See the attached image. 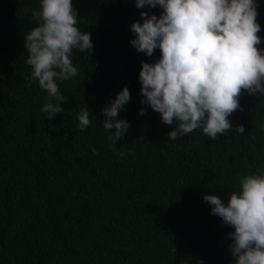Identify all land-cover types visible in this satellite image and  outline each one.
I'll list each match as a JSON object with an SVG mask.
<instances>
[{"label":"trees","instance_id":"1","mask_svg":"<svg viewBox=\"0 0 264 264\" xmlns=\"http://www.w3.org/2000/svg\"><path fill=\"white\" fill-rule=\"evenodd\" d=\"M39 4L0 0V264H234V229L203 196L226 201L241 176L264 171V96L240 97L243 110L229 119L243 134L213 140L196 129L169 140L174 125L141 104V62H155L160 50L148 57L130 43L141 11L162 10L74 0L94 52L74 50L78 75L58 82L68 102L49 120L41 111L47 93L38 82L28 87L25 63V33ZM257 7L264 38V0ZM124 86L131 99L117 119L129 130L112 150L102 109ZM82 108L92 121L85 130Z\"/></svg>","mask_w":264,"mask_h":264},{"label":"clouds","instance_id":"2","mask_svg":"<svg viewBox=\"0 0 264 264\" xmlns=\"http://www.w3.org/2000/svg\"><path fill=\"white\" fill-rule=\"evenodd\" d=\"M135 4L162 10L159 15L141 11L142 22L130 26L135 34L130 43L148 57L160 50L155 62H141V104L158 112L164 124L174 125L169 140L196 129L213 140L232 130L243 134L244 125L234 127L229 119L243 110L240 97L244 92L264 96V49L259 47L264 38L259 35L257 0H135ZM31 15L37 23L25 33L28 87L38 82L46 91L41 111L51 120L65 111L62 104L68 102L58 82L78 75L71 59L74 50L91 56L93 41L79 26L74 0H40ZM130 99L124 86L102 109L112 150L129 130V122L117 117ZM146 110L142 107L139 114ZM77 119L80 130L92 124L87 108ZM92 153L99 155L94 147ZM203 200L211 205L212 215L234 229L228 233L234 264H264V171L241 176L238 190L226 201L214 194H205Z\"/></svg>","mask_w":264,"mask_h":264}]
</instances>
